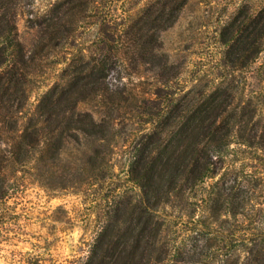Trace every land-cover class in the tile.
<instances>
[{
	"label": "rangeland",
	"instance_id": "374dc122",
	"mask_svg": "<svg viewBox=\"0 0 264 264\" xmlns=\"http://www.w3.org/2000/svg\"><path fill=\"white\" fill-rule=\"evenodd\" d=\"M155 1L16 0L25 49H45L20 78V101L0 103V264H85L113 210L143 199L134 176L148 173L141 159L157 138L182 161L172 181L157 175L161 195L149 193L158 251L168 249L157 264H264V0H171L174 22L150 21L161 48L149 36L143 47L126 31L149 6L159 16ZM94 55L111 68L100 89L75 93L89 115L68 112L46 129L43 97L87 80L73 71ZM31 122L44 128L32 148L21 138ZM209 123L208 137L196 133ZM194 142L213 165L192 185L180 156ZM228 194L243 214L223 215Z\"/></svg>",
	"mask_w": 264,
	"mask_h": 264
},
{
	"label": "trees",
	"instance_id": "16d2710c",
	"mask_svg": "<svg viewBox=\"0 0 264 264\" xmlns=\"http://www.w3.org/2000/svg\"><path fill=\"white\" fill-rule=\"evenodd\" d=\"M155 3L161 4L160 8H155V12L160 11L159 16H155L153 12L154 9L152 6H149L145 9V13L133 21L126 32L128 36L133 37L139 45H142L145 41L143 39L144 36H149L150 41H155L156 45H158L157 47L161 48L162 45L158 41V34L150 31V26L152 25L150 21L159 19L158 25L160 27L165 28L170 26L175 20L176 14L174 10L179 9V6H170L169 14L166 15L167 13L165 10H167L168 5L172 3L171 0H156ZM15 5L16 0H0V103L4 107H8L10 101H17L20 99L18 91L20 92L23 89V81H21L20 78L22 76L24 77L25 74L29 72L32 60L38 57L45 49L43 45L41 46L43 41L37 44L33 51H27L25 49V45L18 34L15 20ZM263 18L264 8L261 9L256 16L257 20ZM140 54L141 57L144 56L143 52ZM165 64V60H160V65ZM110 66L107 59L103 58L102 55L99 57L94 55L90 57V60L82 67L75 68L73 71L74 75L82 78L86 77L88 78L87 80L79 83V80L76 79L73 82L72 88H65L59 84L55 85L43 97L38 109L43 117L44 125H49L46 126V129H52L50 123L54 117L58 118L60 115L61 119L59 123H61L63 119L67 117L68 112H70L69 116L71 118L78 113L76 106L82 94H80L81 96H75V93L79 89V93H81L82 89H85L88 83L93 85L91 89H100L103 83L101 80L104 81L107 77L109 69L111 68ZM88 69L92 72L89 75L81 76V71L84 72ZM73 73L68 72L67 76ZM88 115L87 113H78V118L83 120L82 117ZM186 118L188 119V117ZM191 118L188 120L190 121ZM213 123L208 124L207 130L200 128L196 133H202L203 137H208L211 133L210 129ZM30 127H33V133H28ZM80 127V129L85 131L86 128L83 126ZM43 131V126L38 128L31 122L29 127L27 126L26 130L22 132L21 138L27 140L29 147H36L40 141L39 134ZM26 134L28 136H26ZM159 139L160 138L153 140V143L156 144L152 145V149L141 159V161H144L143 167L148 169V175L145 174L144 176V173L140 172V174L134 176V179H138L139 184L143 188V199H133L130 197L126 201H123L121 206H117L113 210L111 221L103 227L100 234L95 239L85 264H157L158 261L168 255V249L165 247H160L162 250L158 251L159 247L157 242L161 224L155 219V214L153 213V211L157 209L158 202L154 203L152 201L154 194L152 193L150 196L149 193L150 190H153L155 194L161 195L163 192V184H160V182H163V180L168 182L172 181L176 176L175 174L181 169L182 161L177 158L180 155V150L175 146H173L171 150V158L164 157L163 153L167 151L159 150V146H162V144L158 146ZM150 147L151 145L147 146V148ZM205 148L206 147L203 145H201L200 148L197 142H194L192 145L186 146L185 152L180 156L183 160H190L188 161V166L190 164L189 167L191 169L189 170L191 173L192 185H194L197 180L206 176L210 165H213L211 158H209V152L207 154L209 160H202L204 157L203 152H206V150L201 152V149ZM199 149L200 152L198 153ZM157 175L160 181L159 183ZM146 177L148 179L147 181ZM225 264L237 263L229 262Z\"/></svg>",
	"mask_w": 264,
	"mask_h": 264
},
{
	"label": "crops",
	"instance_id": "0c3cea01",
	"mask_svg": "<svg viewBox=\"0 0 264 264\" xmlns=\"http://www.w3.org/2000/svg\"><path fill=\"white\" fill-rule=\"evenodd\" d=\"M238 187V185L236 186ZM250 197V196H249ZM239 199H240V196L238 195H231V194H228L226 197H225V204L226 206L229 205L230 203H232V206L233 207H230L228 210L224 211L223 212V215L224 216H234V215H239V214H243L241 211L239 210H236L234 207L236 205L237 207V204L239 203ZM241 204V203H240ZM233 234V233H232ZM234 235V234H233Z\"/></svg>",
	"mask_w": 264,
	"mask_h": 264
}]
</instances>
